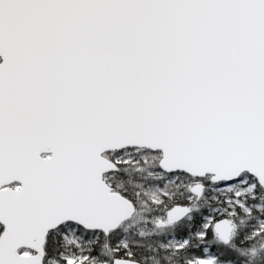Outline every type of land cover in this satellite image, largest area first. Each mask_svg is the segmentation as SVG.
<instances>
[{
  "label": "snow or ice",
  "instance_id": "obj_1",
  "mask_svg": "<svg viewBox=\"0 0 264 264\" xmlns=\"http://www.w3.org/2000/svg\"><path fill=\"white\" fill-rule=\"evenodd\" d=\"M0 264H264V0H0Z\"/></svg>",
  "mask_w": 264,
  "mask_h": 264
}]
</instances>
